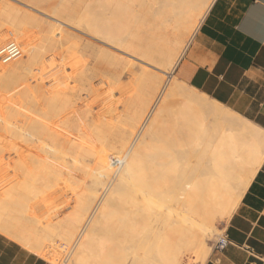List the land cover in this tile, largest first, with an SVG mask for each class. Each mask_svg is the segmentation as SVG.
Segmentation results:
<instances>
[{"label":"bare ground","instance_id":"1","mask_svg":"<svg viewBox=\"0 0 264 264\" xmlns=\"http://www.w3.org/2000/svg\"><path fill=\"white\" fill-rule=\"evenodd\" d=\"M61 2L114 50L77 60L67 35L0 96V233L50 264H206L264 163V129L174 76L216 0Z\"/></svg>","mask_w":264,"mask_h":264},{"label":"crops","instance_id":"2","mask_svg":"<svg viewBox=\"0 0 264 264\" xmlns=\"http://www.w3.org/2000/svg\"><path fill=\"white\" fill-rule=\"evenodd\" d=\"M174 76L264 129V0H216ZM206 264H264V163ZM0 264H50L0 233Z\"/></svg>","mask_w":264,"mask_h":264},{"label":"rangeland","instance_id":"3","mask_svg":"<svg viewBox=\"0 0 264 264\" xmlns=\"http://www.w3.org/2000/svg\"><path fill=\"white\" fill-rule=\"evenodd\" d=\"M61 1L62 0H0V56L4 55V58L0 59V69L4 72L6 71V73H12V75L18 74V77H15V85H13V82H10L6 85V88H0V96L5 97L7 100L11 98L17 99L21 91L20 85L17 84L20 80L19 75H21L25 69H31L37 64V56L41 51L52 50L59 45L62 46L60 48L62 51H67L65 46L68 44L66 41L67 35L70 36V40L72 39V44L75 43L73 45V48H76L75 51L77 52L78 49L81 50V52L79 51V56L77 55V60H82V57L86 60L88 57L85 56H94V53L96 55L100 50H114L103 42L96 40L95 36L90 35L83 24L76 25V20L74 23L70 21V17L66 18V16H61V10L54 9ZM66 1L67 0L62 1L66 3L65 7H71ZM68 1L72 2L74 4L72 7L77 8L76 10L80 13L76 18L83 15L80 12L81 8H83V0ZM27 5L41 12L31 9ZM33 12L36 13L35 16L29 15V13ZM67 21L69 22L68 24H63V22ZM74 26H77V29H75ZM187 39H189V36ZM190 44L191 42L189 46ZM86 51L88 54L82 53ZM134 60L136 67L142 66L143 63L141 61ZM4 105H2L3 107H1V110L6 111V106ZM7 155H11V153L6 152V150H1L0 161L3 159L6 161ZM2 166L4 170H0V183L6 181L5 179L8 180V176H11L10 173L6 172V164ZM2 172L6 173L4 174ZM3 199H6V197ZM64 203L66 204L67 202L62 203V205L65 206ZM226 224L227 221L216 222L217 234L213 233V236L208 235L205 237L209 258L214 251L215 244L224 235ZM149 240V238H146L139 243L132 244L131 251L138 256L140 255V257H144L146 253H148V244L151 245L152 243L151 240V242L148 243ZM144 241L148 242L144 243ZM150 247L151 246L148 248ZM194 259L193 256L186 257L183 264H200L199 262H194L196 261Z\"/></svg>","mask_w":264,"mask_h":264},{"label":"built area","instance_id":"4","mask_svg":"<svg viewBox=\"0 0 264 264\" xmlns=\"http://www.w3.org/2000/svg\"><path fill=\"white\" fill-rule=\"evenodd\" d=\"M229 245L227 237L222 236L219 241L215 244L214 250L223 251Z\"/></svg>","mask_w":264,"mask_h":264}]
</instances>
